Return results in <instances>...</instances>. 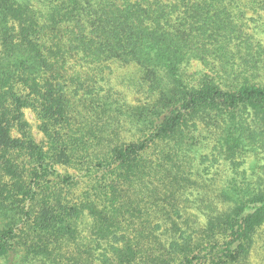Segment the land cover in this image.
Listing matches in <instances>:
<instances>
[{"label":"trees","instance_id":"obj_1","mask_svg":"<svg viewBox=\"0 0 264 264\" xmlns=\"http://www.w3.org/2000/svg\"><path fill=\"white\" fill-rule=\"evenodd\" d=\"M250 153L264 0H0V264H253Z\"/></svg>","mask_w":264,"mask_h":264},{"label":"rangeland","instance_id":"obj_2","mask_svg":"<svg viewBox=\"0 0 264 264\" xmlns=\"http://www.w3.org/2000/svg\"><path fill=\"white\" fill-rule=\"evenodd\" d=\"M29 118L32 122L34 131L38 138H42V134L38 130V121L36 116L33 112L29 113ZM213 143V142H212ZM207 154H209L210 150L208 148H202ZM203 151V152H204ZM221 159L217 165H213L212 167L208 168L209 175L205 174L206 178H211L213 175L215 176V179L213 181H210L211 186L213 188H222L224 190H227L229 188V183L234 177V173L232 171V167L230 165V161H228L226 158L221 157ZM245 168L247 169V174L251 178H257L259 174L262 173L261 164L264 161H260L259 158L254 155L253 153H250L245 156ZM210 164L208 162H205L201 167H208ZM195 177V176H193ZM240 177V176H238ZM241 179V177L239 178ZM214 182V184H212ZM211 188V187H210ZM191 197V207L189 208L190 213L203 216V212L205 211V204L209 203L210 201L215 200V193H213V190L210 189H202L200 187H195L191 190V194L189 195ZM203 196V197H200ZM203 199V200H201ZM205 218L201 220V222H204ZM252 262L253 264H264V230L262 231V238L259 240L258 244L256 245V249L253 252L252 255Z\"/></svg>","mask_w":264,"mask_h":264}]
</instances>
